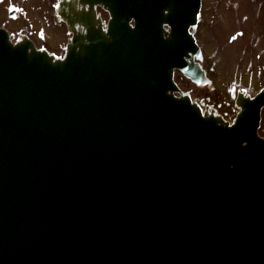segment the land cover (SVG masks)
Returning a JSON list of instances; mask_svg holds the SVG:
<instances>
[{
    "label": "water",
    "instance_id": "obj_1",
    "mask_svg": "<svg viewBox=\"0 0 264 264\" xmlns=\"http://www.w3.org/2000/svg\"><path fill=\"white\" fill-rule=\"evenodd\" d=\"M55 14L63 58L0 30V264H264V93L228 125L173 82L201 57L199 1Z\"/></svg>",
    "mask_w": 264,
    "mask_h": 264
},
{
    "label": "rangeland",
    "instance_id": "obj_2",
    "mask_svg": "<svg viewBox=\"0 0 264 264\" xmlns=\"http://www.w3.org/2000/svg\"><path fill=\"white\" fill-rule=\"evenodd\" d=\"M24 2H26L25 6H23ZM9 5H16L19 14L16 19L12 20L7 17V7ZM23 15L25 20L21 19ZM49 16L50 14L46 13L45 3L40 0H13L11 3L4 0L0 3V26H5L10 32L14 29L24 28L29 34V37L35 41L37 45L40 46L42 44L50 51H55L58 54L64 55L65 46H63V43L66 39L65 27L62 24H59L60 26L54 25L49 21ZM35 30L37 35L42 33L45 37L43 36L42 39L38 38L35 34ZM206 35H209V37H205ZM212 35L213 34H207L203 29H199L196 33V39L207 56L210 57L211 55L216 61L212 62L210 60V65L211 63L214 64L210 71V75L215 84V92L210 95L211 100L215 105H219L220 112H224V115L231 119L235 114L233 111V103L228 94L226 95L224 92L225 89H229V84L232 81L229 82V79L225 80L223 76L228 78L229 74L236 69L230 77L236 76L238 86L248 91L255 92L259 86L255 84L253 76L250 75L249 71L257 68L258 63L253 59L252 51L249 48L238 44L233 47L227 36L223 37L219 33H216L214 36ZM239 41V38L235 40V42ZM208 61L209 58H207V65ZM262 61L264 62V57H262ZM174 81L180 89L188 91L193 99L203 97V94H200L201 89L197 88L194 84L191 86L188 79L183 77L180 72L174 71ZM225 81L227 82L225 83ZM261 134L264 133L261 132Z\"/></svg>",
    "mask_w": 264,
    "mask_h": 264
},
{
    "label": "flooded vegetation",
    "instance_id": "obj_3",
    "mask_svg": "<svg viewBox=\"0 0 264 264\" xmlns=\"http://www.w3.org/2000/svg\"><path fill=\"white\" fill-rule=\"evenodd\" d=\"M3 1L4 0H0V3ZM6 1L11 3L13 0ZM40 1L45 3L46 13L50 14L49 21L54 23L55 19L53 5L56 0ZM200 2V14L202 22L198 25L197 32L199 29H203L207 34H213L212 36H214L216 33H219L223 37L227 36L233 47L238 44L249 48L252 51L253 59L258 63L257 68L251 69L249 73L251 76H253L255 84L259 86L258 89L260 90L264 88V62L262 61V57H264V0H200ZM25 3L26 2L23 3V6H25ZM7 8L14 10L16 18L18 17L19 14L16 5H9ZM55 25L60 26L57 24ZM22 30V32H24L23 28ZM19 31L20 30L17 29V33ZM37 37L39 36L37 35ZM205 37H209V35H206ZM237 38L240 39L239 42H235ZM41 46L45 47L42 44ZM207 58H209L208 65ZM210 60L212 62H216L211 57V55L208 57L204 51L203 69L206 72L208 78H210L213 87L212 89H209L208 87L202 88L200 94H203V99L215 105L210 97L211 93L215 92V84L210 75V71L212 70V66H214V64L211 63L210 65ZM235 71L236 69H234L231 74H233ZM231 74H229L228 78L221 74L225 80L229 79V82L232 81L229 84L230 88L227 91L225 89L224 92L226 95L228 94L229 98L232 92L236 94L238 91L235 89L236 85L238 84L236 82V76L230 77ZM227 81H225V83ZM249 92H251L250 94L255 95L257 91ZM216 106L219 107V105ZM259 129L260 133H264V109L262 111ZM262 135L264 136V134Z\"/></svg>",
    "mask_w": 264,
    "mask_h": 264
},
{
    "label": "bare ground",
    "instance_id": "obj_4",
    "mask_svg": "<svg viewBox=\"0 0 264 264\" xmlns=\"http://www.w3.org/2000/svg\"><path fill=\"white\" fill-rule=\"evenodd\" d=\"M66 96L65 95H57V96H54V97H52V101H53V105L54 104H60V105H63L64 104V102H68L69 100H68V98L70 97H68V98H65ZM63 103V104H62ZM35 108H36V106H35ZM34 108V109H35ZM112 112H114V113H116V111L114 110V109H110ZM70 123H72L70 120H68ZM35 134H37V133H35ZM31 140V139H30ZM30 140H26V141H24V144L25 143H28L27 144V146L25 147V149L23 150V151H27V148H29V145L31 144V143H33V142H30ZM22 141V140H21ZM20 141V142H21ZM44 144V146L46 147V148H49V149H51V148H53V146H54V144H53V141H51V142H47L46 143V141H43V142H38L37 144ZM41 144V145H42ZM223 146H225V145H227L228 146V149H229V144H222ZM226 147V146H225ZM77 152H78V154H79V151L78 150H76ZM203 151H205V149L203 150ZM230 151V150H229ZM228 152V151H227ZM232 151H230V153L229 154H232L231 153ZM223 153H225L224 151H223ZM212 160H213V163H216V160H215V156H213V157H210ZM112 160H113V158H111L110 159V162L112 163ZM221 166H219V168H220ZM114 168V166L112 167V169ZM5 171L4 172H2V173H0V178H2V177H5Z\"/></svg>",
    "mask_w": 264,
    "mask_h": 264
}]
</instances>
